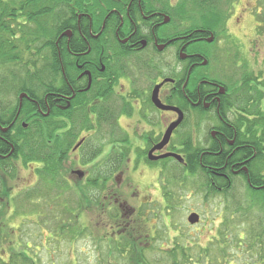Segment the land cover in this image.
<instances>
[{
    "label": "flooded vegetation",
    "instance_id": "1",
    "mask_svg": "<svg viewBox=\"0 0 264 264\" xmlns=\"http://www.w3.org/2000/svg\"><path fill=\"white\" fill-rule=\"evenodd\" d=\"M239 3L72 5L50 35L40 64L32 66L42 79L0 95V234L16 232L19 217L31 216L33 197L31 204L42 207L58 199L72 206L64 204L79 200V182L94 184L88 197L94 211L111 214L113 222L121 219L110 235L146 251L158 239L156 230L152 237L144 232V211L160 205L169 223L179 198L176 186L185 184L188 191L200 183L206 197H228L242 184L249 198L263 195L264 59L259 64L243 44L240 25L234 30L228 25L233 18L241 24L248 9H255ZM52 121L62 183L50 191L42 166L22 154L29 155L40 125ZM29 169L39 192L29 181L24 189L17 184ZM63 212L52 221L75 230L80 213L73 212L74 220ZM49 235L55 240L54 232ZM164 246L155 253L170 248ZM9 248L3 251L6 259Z\"/></svg>",
    "mask_w": 264,
    "mask_h": 264
},
{
    "label": "rangeland",
    "instance_id": "2",
    "mask_svg": "<svg viewBox=\"0 0 264 264\" xmlns=\"http://www.w3.org/2000/svg\"><path fill=\"white\" fill-rule=\"evenodd\" d=\"M238 1H240L239 7L242 5L240 8L255 7V9H248L250 15H247L245 21L244 19H241V24L237 23L235 18H233L228 23V25L233 28V30L235 27L240 25L239 28L242 29L243 35H245L241 37L243 44L246 43L247 48L252 49V54L256 55L255 59L258 61V63H263L264 0ZM234 15H236L235 11L233 13V16ZM227 16L229 17L230 14ZM227 16L225 18H228ZM10 71H13V73L16 71L17 74L20 75L19 70L15 67L10 66L0 68V74L3 73L4 76L7 73L9 77ZM2 81L3 79H0V84ZM10 81L7 83V85L10 83L7 87L9 88L7 93H11L13 91L12 82ZM11 94L13 95V93ZM31 170L32 169L23 171L21 173V180L17 182V184L21 186V189H24L29 181L28 185H30V187L32 186V188L39 192V183L33 173L34 170ZM193 185L194 186L192 190L189 189L188 191L187 189L183 188V186L186 187L185 184L176 186L173 189V191H176V195H179V198L175 200L177 202H174L176 209H174V212L171 213L172 218L169 223H167V219L164 218L166 213L163 215L164 217L161 216V211L159 210H161L162 206L160 205L154 204L152 207H148V209L144 211V232H146V234L149 232L151 237L154 236V233L156 232L157 235L155 238L158 239V241L156 240L154 241L155 243H152L154 248L150 250L148 256L154 255L156 249H158L161 244H165L164 248L175 246V243H169V240H174V238L175 241L181 246L187 244L188 246L193 245L197 247L208 246L209 243L213 241V238L217 236V230L221 225L224 214L229 216L227 218L229 221L231 220V228L233 230L232 234L241 235L238 237V239H247L248 241L251 240V230H249L251 229L250 226L252 225L253 227L255 224L258 225L259 223L261 225V222L264 219L263 210H261L258 206H254V210L252 203L253 199L249 198V195H246L249 190L246 189V187L244 188L242 184L239 185V189L237 186L236 190H234V195L232 194V197L234 196V198L231 199L215 195H208L206 197L204 189L201 194L200 183H193ZM68 191L70 192L71 189H68ZM51 195L56 196L57 194L52 193ZM51 195H47L48 203L51 202ZM247 196L248 198H246ZM78 198L79 200L75 198L73 203L75 201L78 204L77 207L79 209V205L81 204V200H83L84 196L81 195ZM32 200H37V198L33 197ZM32 200L28 201V207H31V211L29 210L31 216L26 213L27 215L25 217H19L17 220L18 222L16 223V232L6 233L3 235V239H1L3 243L0 241L1 257H4L3 251L5 249L7 250L12 242H14L15 244H21L22 246L26 245L27 243L30 244L32 250H34L33 253L36 254H33V259L36 262L33 264H122V257L116 253V245H118L119 239H114L110 235L113 233V228L116 229V226L120 223L121 219L116 221L114 220L113 222L111 221V214H104L99 209L94 211L91 206H89V204L81 215V220L78 223L79 226L74 231L77 233L81 230L84 233L79 235L78 232V235H75L76 239L73 240L74 237L69 236V233H65L59 237L58 226L60 227L63 225V222L52 221L54 218L60 219L59 213L63 212L65 208L63 205H60L61 199H58V201H53V205H49L48 207H42L40 206V203L31 204ZM71 203L72 201L67 202L66 200L64 205H69ZM244 203H248V205H246L251 207L253 212L250 210V213L249 210H244ZM234 204L240 205L242 209L240 212L235 211L237 215L228 214L231 212V208ZM151 212L154 213L152 214ZM191 212H196L201 216L202 222L200 224L196 226L189 224L188 217ZM245 215H247V217ZM167 224L169 226H167ZM247 228L249 231L248 233ZM56 230L58 231V234H56L54 237H56L57 240L56 238H54L55 240H52L53 237L49 234H51V232L56 233ZM255 242L257 241L254 240V243ZM235 245L239 246V243H236ZM241 255L242 252H238V256ZM155 258H158V254L155 255ZM240 263H242V261Z\"/></svg>",
    "mask_w": 264,
    "mask_h": 264
},
{
    "label": "trees",
    "instance_id": "3",
    "mask_svg": "<svg viewBox=\"0 0 264 264\" xmlns=\"http://www.w3.org/2000/svg\"><path fill=\"white\" fill-rule=\"evenodd\" d=\"M85 0H0V68L15 67L19 70L20 75L10 71L9 77L7 73L5 76L0 74V79L3 81L0 84V95L7 94L8 81L12 82V89L17 90L18 87L24 86L27 88L26 81H39L42 79V73L37 75L35 70H31L32 66L35 68L41 62L44 50L47 47V41L51 37L50 35L56 31L59 23L63 19L64 13L71 8L72 5L83 3ZM54 76L56 75L53 74ZM56 76L53 81H56ZM27 79V80H26ZM51 80V79H50ZM16 86V88H15ZM51 86L55 88V83L52 82ZM29 92L32 88L27 89ZM34 90V89H33ZM19 92V90H18ZM32 92V91H31ZM37 92V91H36ZM8 95V94H7ZM24 111V109H23ZM39 136L34 138V142L29 147V155L22 154V157L26 161H33L36 164L42 166L43 170L47 174V185L50 189H58L61 180L58 167V134L57 127L54 121L49 124L40 125ZM27 151V150H25ZM24 151V152H25ZM27 151V153H28ZM89 162V159L86 163ZM39 176L41 177V169L39 170ZM64 183V182H63ZM94 184L90 181L86 184L79 182L78 191L85 195L79 209L77 203L72 206L64 208L63 215H71L74 220H77L73 215L74 211L77 214L82 213L89 205V195L93 192ZM65 188H68L67 183H64ZM97 189L99 186H96ZM52 191V190H50ZM234 198L232 194L228 195L227 199ZM252 203L260 205L261 210L264 213V194L251 197ZM77 204L76 206L73 205ZM248 203H244V210L253 209L247 206ZM234 207V208H233ZM250 208V209H249ZM231 212L228 214L237 215L235 211L240 212L242 209L240 205H233ZM237 209V210H236ZM255 210V207H254ZM250 211V213H251ZM248 212V211H246ZM261 213V214H263ZM226 216V217H225ZM247 217V215H245ZM264 216V214H263ZM228 215H223L221 225L217 230V236L213 238V241L206 247L197 246H181L176 243L175 246L163 251L164 254H158V258L154 255H149L150 250L139 248L134 246L131 242L125 241L124 243H118L116 253L122 257V264H264V219L257 225L250 226L251 240L238 239L240 234H232L231 220L227 218ZM236 218V216H235ZM78 222H75L78 227ZM59 228V237L65 233H69V236L76 239L74 229L68 224H63ZM77 229V228H76ZM247 228V233H248ZM84 232L80 230L79 235ZM58 233H54L56 236ZM3 234H0L1 243ZM254 240L257 241L254 243ZM12 244L9 248L8 259L0 256V264H33L34 261L32 247L29 243L22 246L21 244ZM239 243V246L235 244ZM1 247V245H0ZM6 250V249H5ZM32 250V251H31ZM7 251V250H6ZM238 252H242L241 256H238ZM259 254V255H258ZM36 255V254H34ZM6 259V260H5ZM109 259V258H108ZM242 261V263H240ZM121 264V263H120Z\"/></svg>",
    "mask_w": 264,
    "mask_h": 264
},
{
    "label": "water",
    "instance_id": "4",
    "mask_svg": "<svg viewBox=\"0 0 264 264\" xmlns=\"http://www.w3.org/2000/svg\"><path fill=\"white\" fill-rule=\"evenodd\" d=\"M24 96L21 95V99L23 98ZM78 174L83 177V173L82 172H78ZM199 220H200V217L199 215L197 214H192L189 219H188V222L189 224L191 225H196L197 223H199Z\"/></svg>",
    "mask_w": 264,
    "mask_h": 264
}]
</instances>
